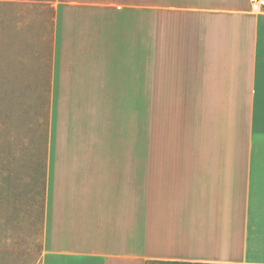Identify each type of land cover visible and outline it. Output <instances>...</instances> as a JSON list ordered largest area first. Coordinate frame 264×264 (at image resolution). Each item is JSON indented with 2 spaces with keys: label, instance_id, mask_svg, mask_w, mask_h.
Instances as JSON below:
<instances>
[{
  "label": "crops",
  "instance_id": "1",
  "mask_svg": "<svg viewBox=\"0 0 264 264\" xmlns=\"http://www.w3.org/2000/svg\"><path fill=\"white\" fill-rule=\"evenodd\" d=\"M52 3L42 264H264V8Z\"/></svg>",
  "mask_w": 264,
  "mask_h": 264
},
{
  "label": "rangeland",
  "instance_id": "2",
  "mask_svg": "<svg viewBox=\"0 0 264 264\" xmlns=\"http://www.w3.org/2000/svg\"><path fill=\"white\" fill-rule=\"evenodd\" d=\"M53 0H0V264H42Z\"/></svg>",
  "mask_w": 264,
  "mask_h": 264
},
{
  "label": "trees",
  "instance_id": "3",
  "mask_svg": "<svg viewBox=\"0 0 264 264\" xmlns=\"http://www.w3.org/2000/svg\"><path fill=\"white\" fill-rule=\"evenodd\" d=\"M147 264H207V263L149 261L147 262Z\"/></svg>",
  "mask_w": 264,
  "mask_h": 264
},
{
  "label": "built area",
  "instance_id": "4",
  "mask_svg": "<svg viewBox=\"0 0 264 264\" xmlns=\"http://www.w3.org/2000/svg\"><path fill=\"white\" fill-rule=\"evenodd\" d=\"M252 6L255 10L264 8V0H251Z\"/></svg>",
  "mask_w": 264,
  "mask_h": 264
}]
</instances>
